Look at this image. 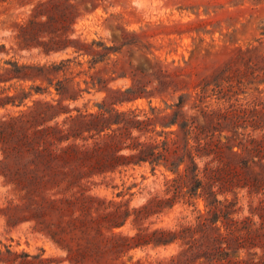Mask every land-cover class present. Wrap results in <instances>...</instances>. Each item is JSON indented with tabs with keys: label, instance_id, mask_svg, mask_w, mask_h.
Returning <instances> with one entry per match:
<instances>
[{
	"label": "trees",
	"instance_id": "16d2710c",
	"mask_svg": "<svg viewBox=\"0 0 264 264\" xmlns=\"http://www.w3.org/2000/svg\"><path fill=\"white\" fill-rule=\"evenodd\" d=\"M87 3L92 9L97 0H39L27 18L17 22L22 46H36L46 54L68 48L72 53L19 68L14 64L16 72L6 71L9 77L45 81L44 86L35 85V91L51 93L48 88L53 86L55 95L33 98L25 109L0 117V177L11 194L0 206L5 226L30 222L65 251L59 259L40 258V263L264 264V250L234 256L240 247L264 248V104L257 97L240 98L244 76L224 69L214 78L194 83V91L179 92L171 101L163 98L162 105L120 107L142 97L151 102L170 85L177 89L190 80L184 66L171 70L156 59L142 68L129 58L125 62L130 82L110 85L127 72L105 76L108 68L97 65L133 41L123 38L118 45H109L101 39L71 35L80 6ZM62 23L68 34L62 32ZM43 26L48 28L45 39L40 38ZM118 61L119 57L112 61L113 72ZM92 91L103 92L97 109L74 106L72 112L69 101ZM30 93L21 89L5 98L22 101ZM145 162L152 172L163 165L172 175L162 171V187L140 205L129 207L128 199H106L88 192L94 176ZM235 186L256 193V203L249 201L250 215L231 216L237 197L225 194ZM194 196L202 197L204 208L191 218L175 227H152L154 220L145 224L176 201L192 203ZM130 215L137 228L133 234L114 230ZM172 242H178V249L155 262L119 259L135 246ZM17 254L0 240V262L14 263ZM22 255L31 254L23 251ZM25 262L35 263L29 258L19 261Z\"/></svg>",
	"mask_w": 264,
	"mask_h": 264
},
{
	"label": "rangeland",
	"instance_id": "374dc122",
	"mask_svg": "<svg viewBox=\"0 0 264 264\" xmlns=\"http://www.w3.org/2000/svg\"><path fill=\"white\" fill-rule=\"evenodd\" d=\"M39 0H0V117L16 114L31 104L36 97L49 98L55 95L54 87L49 86L44 93L35 91L34 86H44L40 79L18 78L6 72L12 69L16 72L23 64H34L58 60L71 54L68 48L62 51L44 53L39 47L22 46L17 33V22L26 19L34 4ZM81 14L72 23L71 35H79L86 40L101 39L106 44L118 45L125 38L132 40L130 46H122L121 53H111L108 62H101L107 72L105 76H114L121 71L127 76H119L109 82L112 86L126 85L130 82V68L125 60L131 59L134 66L148 68L149 60H160L168 69L184 66L188 85H179L175 89L172 85L167 91L148 98H137L134 101L119 104L120 107H145L156 104L162 105L163 98L171 101L182 91H194L193 84L204 77L214 78L215 74L226 69L230 74H242L244 85L238 96L243 100L259 98L264 104V0H97V5L91 9L90 4L80 6ZM46 15L40 19L44 20ZM40 38L48 37V28L41 27ZM61 30L65 34L63 23ZM126 33V34H124ZM124 36V37H123ZM130 47V51H126ZM130 54V55H128ZM119 57L112 71V61ZM82 58V57H81ZM83 59V58H82ZM11 73V72H10ZM235 82V79L233 80ZM225 83V82H223ZM83 84V83H82ZM30 91V95L14 99L5 98L19 90ZM102 91L83 92L82 96L69 101V107H79L81 110L97 109V102L101 101ZM223 101L224 98L218 99ZM75 112V109H72ZM263 130H258V133ZM224 139V136H221ZM172 173L159 165L155 172L150 170L148 163L135 164L116 170L105 176L96 175L92 179L89 193L100 197L114 199H128L129 207L143 203L156 189L163 185L164 174ZM8 185L2 183L0 177V206L11 196ZM118 191L123 194L116 195ZM227 197H237V203L231 216L241 217L250 215L249 201L255 204L256 193H249L247 187L235 186L225 194ZM218 197H223L218 194ZM204 208L201 196L192 197V203L176 201L171 207L151 215L146 221L154 220L150 226L175 227L180 221L191 218L198 209ZM0 216H3L0 214ZM131 216L126 222L114 230L133 234L137 228L131 222ZM257 219V213L251 214ZM0 240L10 244V248L18 254L16 261L11 264H68L66 260L40 263V258H61L65 251L57 247L52 240L42 232L33 229L30 222H22L13 227H7L0 217ZM178 242L167 245H142L129 248L119 259L134 261L141 259L144 263L155 262L174 253L178 249ZM1 248L4 247L1 245ZM248 250L260 254L264 248L258 246L247 249L240 247L234 256L241 257ZM26 251L30 256H23ZM39 257H33L38 255ZM29 258L35 263H19ZM0 264H8L0 262Z\"/></svg>",
	"mask_w": 264,
	"mask_h": 264
}]
</instances>
